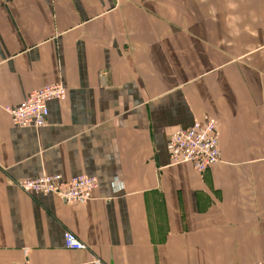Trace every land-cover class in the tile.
Returning <instances> with one entry per match:
<instances>
[{
    "label": "crops",
    "instance_id": "crops-1",
    "mask_svg": "<svg viewBox=\"0 0 264 264\" xmlns=\"http://www.w3.org/2000/svg\"><path fill=\"white\" fill-rule=\"evenodd\" d=\"M57 83L39 130L2 109ZM207 116L220 162L172 165ZM41 174L99 188L17 186ZM0 264H264V0H0Z\"/></svg>",
    "mask_w": 264,
    "mask_h": 264
},
{
    "label": "built area",
    "instance_id": "built-area-1",
    "mask_svg": "<svg viewBox=\"0 0 264 264\" xmlns=\"http://www.w3.org/2000/svg\"><path fill=\"white\" fill-rule=\"evenodd\" d=\"M66 96L64 85L57 83L32 92L18 106L2 109L11 117L15 127L39 130L47 125L49 103L53 100L63 101ZM167 151L172 165L190 164L201 173L211 169L220 162L221 157L217 120L207 116L191 127L173 131L168 136ZM17 186L32 196L54 195L68 204H82L94 198L99 183L88 177L64 179L60 175L41 174L18 181ZM64 246L72 251L86 249L85 244L71 232H65Z\"/></svg>",
    "mask_w": 264,
    "mask_h": 264
}]
</instances>
